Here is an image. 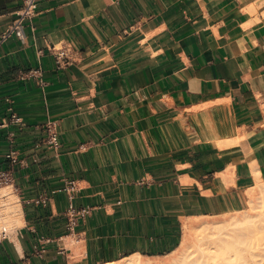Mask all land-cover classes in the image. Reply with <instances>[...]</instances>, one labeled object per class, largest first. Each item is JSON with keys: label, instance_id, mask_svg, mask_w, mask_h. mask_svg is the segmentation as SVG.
Instances as JSON below:
<instances>
[{"label": "crops", "instance_id": "crops-1", "mask_svg": "<svg viewBox=\"0 0 264 264\" xmlns=\"http://www.w3.org/2000/svg\"><path fill=\"white\" fill-rule=\"evenodd\" d=\"M23 2L0 0V170L23 211L0 264L165 258L187 220L249 206L264 179V0H38L2 40ZM71 203L89 210L74 226Z\"/></svg>", "mask_w": 264, "mask_h": 264}, {"label": "bare ground", "instance_id": "bare-ground-1", "mask_svg": "<svg viewBox=\"0 0 264 264\" xmlns=\"http://www.w3.org/2000/svg\"><path fill=\"white\" fill-rule=\"evenodd\" d=\"M255 179L248 189L247 208L187 220L182 243L167 257L136 253L105 264H264V179L260 172H255ZM0 193L1 238L23 223V211L13 184Z\"/></svg>", "mask_w": 264, "mask_h": 264}, {"label": "built area", "instance_id": "built-area-1", "mask_svg": "<svg viewBox=\"0 0 264 264\" xmlns=\"http://www.w3.org/2000/svg\"><path fill=\"white\" fill-rule=\"evenodd\" d=\"M38 0H24L22 7L18 11V16L9 27V29L3 34L2 40H5L9 36L17 33L21 34L24 27V23L27 19H30L37 13L38 9ZM55 56L58 65L61 67L63 64L68 63L66 60L69 57V52L71 46L69 44L62 45L58 48H55ZM46 130L48 133L47 142L54 147L59 146V126L56 121H48L46 124ZM13 174L8 169L0 170V189L8 184L13 183ZM89 210L88 209H78L73 203L70 204L68 215H69V224L74 226L77 224L78 218L81 215H85Z\"/></svg>", "mask_w": 264, "mask_h": 264}, {"label": "rangeland", "instance_id": "rangeland-1", "mask_svg": "<svg viewBox=\"0 0 264 264\" xmlns=\"http://www.w3.org/2000/svg\"><path fill=\"white\" fill-rule=\"evenodd\" d=\"M0 194H1V193H0ZM208 218H209V219H215L214 217H206V219H208Z\"/></svg>", "mask_w": 264, "mask_h": 264}]
</instances>
